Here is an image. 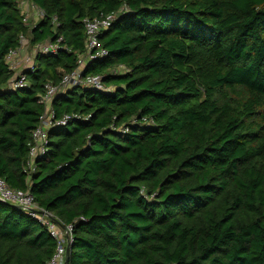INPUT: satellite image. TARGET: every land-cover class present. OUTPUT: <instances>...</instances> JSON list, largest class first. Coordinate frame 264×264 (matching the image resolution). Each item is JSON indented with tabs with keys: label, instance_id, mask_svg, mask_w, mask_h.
<instances>
[{
	"label": "trees",
	"instance_id": "trees-1",
	"mask_svg": "<svg viewBox=\"0 0 264 264\" xmlns=\"http://www.w3.org/2000/svg\"><path fill=\"white\" fill-rule=\"evenodd\" d=\"M20 1L0 0V179L73 226L69 264H264V0H29L45 12L32 28ZM112 13L84 76L114 92L56 97L71 119L29 178L46 87L76 70L85 21ZM21 36L66 50L9 92ZM56 246L0 202V264H48Z\"/></svg>",
	"mask_w": 264,
	"mask_h": 264
},
{
	"label": "built area",
	"instance_id": "built-area-1",
	"mask_svg": "<svg viewBox=\"0 0 264 264\" xmlns=\"http://www.w3.org/2000/svg\"><path fill=\"white\" fill-rule=\"evenodd\" d=\"M19 8L25 15L27 25L31 17L38 19V23L45 18V12L29 0H21ZM118 15V13H112L94 20H86V51L78 57L76 70L71 74L65 75L60 85H48L46 87V92L42 98L45 104V112L40 118L38 127L33 132V146L31 147L29 158L24 168V172L28 174L29 178L37 172L38 160L45 157L48 152L49 131L57 126L67 125L71 119V117L66 116L61 121L56 120L55 110L53 109V103L56 97L80 87L99 92H114L113 87H107L105 85L102 76L85 77L84 71L89 62L104 60L108 57V52L100 44V35L112 26ZM27 40V37L21 36L20 47L17 50L10 51L6 57V64L14 74L12 80L7 85L6 90L9 92H16L29 87L25 74L27 71L32 73L36 71L35 61L38 55L55 56L62 50H66L62 46L63 39L59 38L56 42L50 41L43 45L33 46L34 55L32 56L28 53L29 46H25ZM128 72L129 70L125 66H119L112 70V75L116 76ZM84 120L88 121L89 118H84ZM0 202L19 207L26 215L46 227V230L57 244L56 252L48 264H66L67 250L71 248L74 242L72 225H63L53 214L38 206L30 191L11 189L3 179H0Z\"/></svg>",
	"mask_w": 264,
	"mask_h": 264
},
{
	"label": "rangeland",
	"instance_id": "rangeland-1",
	"mask_svg": "<svg viewBox=\"0 0 264 264\" xmlns=\"http://www.w3.org/2000/svg\"><path fill=\"white\" fill-rule=\"evenodd\" d=\"M38 23V19H36V18H34V17H31L30 18V20H29V22H28V25L30 26V27H32V26H34V25H36ZM25 46H29L28 47V53H29V55H34V47L33 46H31V43H30V40L28 39L26 42H25Z\"/></svg>",
	"mask_w": 264,
	"mask_h": 264
},
{
	"label": "water",
	"instance_id": "water-1",
	"mask_svg": "<svg viewBox=\"0 0 264 264\" xmlns=\"http://www.w3.org/2000/svg\"><path fill=\"white\" fill-rule=\"evenodd\" d=\"M11 206H14V205H11ZM14 207L19 208V207H17V206H14ZM70 255H71V249L69 248V249L67 250L66 264H69Z\"/></svg>",
	"mask_w": 264,
	"mask_h": 264
}]
</instances>
